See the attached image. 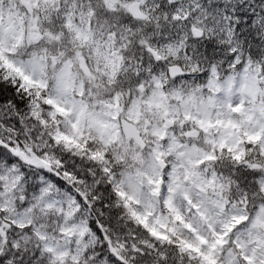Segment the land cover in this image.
<instances>
[{"label": "snow or ice", "instance_id": "1", "mask_svg": "<svg viewBox=\"0 0 264 264\" xmlns=\"http://www.w3.org/2000/svg\"><path fill=\"white\" fill-rule=\"evenodd\" d=\"M0 264H264V0H0Z\"/></svg>", "mask_w": 264, "mask_h": 264}]
</instances>
